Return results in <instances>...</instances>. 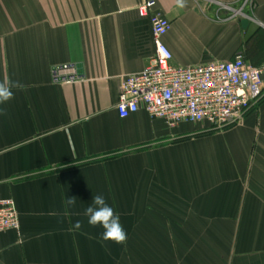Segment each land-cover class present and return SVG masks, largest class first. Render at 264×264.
I'll return each instance as SVG.
<instances>
[{
    "label": "crops",
    "instance_id": "crops-1",
    "mask_svg": "<svg viewBox=\"0 0 264 264\" xmlns=\"http://www.w3.org/2000/svg\"><path fill=\"white\" fill-rule=\"evenodd\" d=\"M145 1L0 0V81L24 85L0 106V200L19 220L0 232V264H264V92L222 129L118 116L121 79L154 56ZM153 1L172 65L264 64V0ZM67 62L85 80L53 84ZM97 194L125 244L88 224Z\"/></svg>",
    "mask_w": 264,
    "mask_h": 264
},
{
    "label": "built area",
    "instance_id": "built-area-1",
    "mask_svg": "<svg viewBox=\"0 0 264 264\" xmlns=\"http://www.w3.org/2000/svg\"><path fill=\"white\" fill-rule=\"evenodd\" d=\"M136 10L140 17L149 20L154 56L141 72L121 79L115 106L120 118L143 109L150 118L160 119L170 128L183 123H203L222 129L240 121L260 100L264 92V64L247 63L237 53L227 61L174 66L171 51L163 43L170 22L155 9L153 0H146ZM84 80L85 76L78 73L72 62L57 64L50 70L53 84ZM18 228L13 200L1 199L0 232Z\"/></svg>",
    "mask_w": 264,
    "mask_h": 264
},
{
    "label": "clouds",
    "instance_id": "clouds-1",
    "mask_svg": "<svg viewBox=\"0 0 264 264\" xmlns=\"http://www.w3.org/2000/svg\"><path fill=\"white\" fill-rule=\"evenodd\" d=\"M178 8L186 7V0H176ZM24 85L20 81H13L11 79H4L0 81V106L6 105L14 99L13 89H23ZM0 115H6V109L0 107ZM66 205H75L76 198H67ZM84 215L88 217V224L95 228L103 229L100 234V239L104 242H112L118 245L125 244L128 235L123 225L120 222L119 215L106 202L102 194L93 196L91 204L85 209ZM81 222L77 221L75 228H81Z\"/></svg>",
    "mask_w": 264,
    "mask_h": 264
},
{
    "label": "rangeland",
    "instance_id": "rangeland-1",
    "mask_svg": "<svg viewBox=\"0 0 264 264\" xmlns=\"http://www.w3.org/2000/svg\"><path fill=\"white\" fill-rule=\"evenodd\" d=\"M204 130H213V128H209V127H207V128H205Z\"/></svg>",
    "mask_w": 264,
    "mask_h": 264
},
{
    "label": "water",
    "instance_id": "water-1",
    "mask_svg": "<svg viewBox=\"0 0 264 264\" xmlns=\"http://www.w3.org/2000/svg\"><path fill=\"white\" fill-rule=\"evenodd\" d=\"M244 23V22H243Z\"/></svg>",
    "mask_w": 264,
    "mask_h": 264
}]
</instances>
